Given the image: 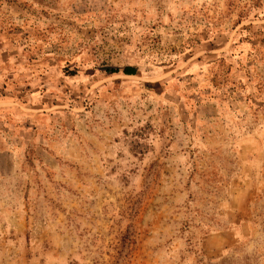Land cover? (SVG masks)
Wrapping results in <instances>:
<instances>
[{
	"label": "rangeland",
	"instance_id": "374dc122",
	"mask_svg": "<svg viewBox=\"0 0 264 264\" xmlns=\"http://www.w3.org/2000/svg\"><path fill=\"white\" fill-rule=\"evenodd\" d=\"M0 264H264V0H0Z\"/></svg>",
	"mask_w": 264,
	"mask_h": 264
},
{
	"label": "trees",
	"instance_id": "16d2710c",
	"mask_svg": "<svg viewBox=\"0 0 264 264\" xmlns=\"http://www.w3.org/2000/svg\"><path fill=\"white\" fill-rule=\"evenodd\" d=\"M108 73H116L121 71L122 73L126 75H134L137 73V69L135 66L127 65L122 68L119 67H106L105 69Z\"/></svg>",
	"mask_w": 264,
	"mask_h": 264
}]
</instances>
